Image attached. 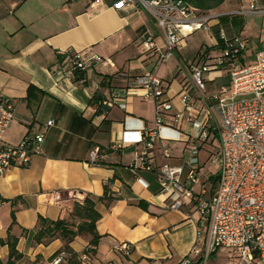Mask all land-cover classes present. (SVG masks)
I'll return each mask as SVG.
<instances>
[{"label":"crops","instance_id":"1","mask_svg":"<svg viewBox=\"0 0 264 264\" xmlns=\"http://www.w3.org/2000/svg\"><path fill=\"white\" fill-rule=\"evenodd\" d=\"M116 1L0 0V96L14 109L3 142L17 146L27 135H44L41 153L29 166L11 168L0 177L1 264L9 258L8 241H15L20 255L14 264H50L64 243L58 237L35 243L38 217L67 220L74 203L86 196L100 214L96 232L101 236L87 264H180L195 243L198 216L167 208L156 173L137 164L141 146L114 147L120 144L123 130L149 127L155 118L154 104L138 101L140 92L129 90L128 84L155 71L168 81V98L174 109H180V86L174 74L188 60L181 46L155 68L141 47L149 33L160 38L154 22L135 5L113 8ZM182 1L197 14L213 17L209 22V31L215 33L213 47L219 43L215 36L219 28L232 39L239 34L248 37L247 17H261L264 23V14L248 13V0ZM259 8L264 11V0ZM258 39L264 44V28ZM68 49L92 52L110 64L87 71L83 82L55 79L52 73ZM108 99H115L116 105L101 104ZM48 121L53 122L49 128ZM95 149L97 157L92 160ZM182 150V144L175 145L170 165L183 164ZM152 156L154 167L164 163L157 149ZM203 176L202 187L209 191L210 177L205 185ZM105 189L113 199L108 204L99 200ZM54 193H59L55 201ZM90 240L79 236L69 246L81 255ZM121 244L131 247L127 256L118 250ZM227 255L228 264H246Z\"/></svg>","mask_w":264,"mask_h":264},{"label":"built area","instance_id":"2","mask_svg":"<svg viewBox=\"0 0 264 264\" xmlns=\"http://www.w3.org/2000/svg\"><path fill=\"white\" fill-rule=\"evenodd\" d=\"M248 1V13L264 14L259 8L261 0ZM127 5L140 6L154 20L160 38L149 33L141 47L155 68L171 59L189 35L211 28L213 17L197 14L182 0H117L112 6L123 9ZM217 38L215 50L202 48L192 61L178 67L180 109H174L167 84L155 71L128 84L129 90L140 92L143 101L154 104L155 118L149 127L143 124L123 130L120 144L114 147L141 146L136 152L137 164L156 173L167 208L198 216L195 243L180 264H194L197 259L205 264L220 249L246 264H264V49L255 54L253 62L242 65L248 39H227L222 30ZM101 64L110 61L92 52L68 49L61 53L52 75L58 80L83 82L82 76ZM222 79L224 84L211 92L207 89L208 84ZM101 104L111 108L116 101ZM13 112V106L0 96V177L11 168L29 166L41 153L44 141V135L37 134L27 135L17 146L5 144L3 136ZM52 125V121L46 123L48 128ZM214 143L218 151L209 154L206 162L217 167L218 182L210 192L202 187L205 168L201 153ZM177 144L183 145V164L172 166L168 161ZM155 149L164 161L159 167L153 164ZM97 152L92 151V160ZM53 196L54 201L59 199V193ZM118 250L125 256L130 253L127 244L119 245ZM62 260L61 254L52 264Z\"/></svg>","mask_w":264,"mask_h":264},{"label":"trees","instance_id":"3","mask_svg":"<svg viewBox=\"0 0 264 264\" xmlns=\"http://www.w3.org/2000/svg\"><path fill=\"white\" fill-rule=\"evenodd\" d=\"M202 48H204V46H202L201 49ZM215 49L216 46L207 50L212 51ZM242 65H244L243 59ZM209 180L211 181L213 186L212 189L214 190L218 182V175L215 174L211 176ZM210 191L212 192L211 189ZM99 200L106 201L108 204L112 202L113 199L107 197V190L105 189L103 197ZM138 206L144 210L147 209L146 205L143 203H139ZM75 219L79 221L74 222ZM99 219L100 214L95 210V203L93 199L89 196H86L80 203H74L73 210L67 220L58 219L56 221H50L39 216L37 219L38 229L35 233L34 241L37 244H42L58 237L63 241L64 244L63 247L54 255L55 257L64 253L66 255L64 258V264H86L82 261V256H94L101 238V236H99L96 232V223L99 221ZM79 236L91 237L88 246L81 253V255L75 253L69 246V244ZM7 244L9 247V258L6 264H14V261L19 259L20 255L16 251L15 241H8Z\"/></svg>","mask_w":264,"mask_h":264},{"label":"rangeland","instance_id":"4","mask_svg":"<svg viewBox=\"0 0 264 264\" xmlns=\"http://www.w3.org/2000/svg\"><path fill=\"white\" fill-rule=\"evenodd\" d=\"M139 7L141 10H144L143 8H141L140 6H137ZM146 11V10H144ZM147 12V11H146ZM148 13V12H147ZM149 15V14H148ZM209 16V15H208ZM150 17V15H149ZM150 19L154 22V20L150 17ZM247 21H248V24H250V26H248V28L246 29L247 33L249 35H247L248 37L245 36V34H239V35H236L235 37L239 36L241 38H248L249 40V45H248V48L245 50V53H244V60H243V63L244 64H250L251 62H253L254 60V57H255V54L264 49V44H258V37H259V30L261 28H264V23L262 21V18L261 17H258V16H251V17H247ZM154 26H155V23H154ZM156 29V28H155ZM218 29V28H217ZM216 29V30H217ZM157 31V30H156ZM221 31L220 28L217 30V32ZM215 32V31H214ZM212 34H215L213 32H206V31H197L191 35H189L184 41H183V44L181 45L182 46V54L183 56L188 60V61H192V59L194 58L195 54L197 53V51L199 50L200 46L203 44L204 46V49H210L211 47V44H212V38H213V35ZM156 39L157 36L155 34H153ZM217 36V34L215 35ZM217 39L215 38V41ZM180 46V47H181ZM175 54V53H174ZM164 67V66H163ZM178 73V69L176 70V73L174 74V79L175 81L179 82L181 80V75H178L176 76ZM161 76V75H160ZM160 78V77H159ZM161 79L165 84H167L168 81H165V77H162L161 76ZM222 81V80H221ZM220 80H216L214 81L212 84H209L207 85V89L211 92V90H214L218 85H220L222 82ZM137 100L138 101H141V98L140 97H137ZM154 114V112H153ZM153 119H154V116H153ZM46 126V125H45ZM214 145V146H213ZM213 145H211V147L207 149H204V151L201 153V161H202V165H203V168H205V177H206V180L204 182L205 185H207V175L209 177L215 175L217 173V167L216 166H210L208 162H206L209 154L213 153V155H216L217 151H218V146L216 143H214ZM204 176H202L203 178ZM209 179V178H208ZM209 183V182H208ZM203 184V185H204ZM212 185V183H211ZM209 187V186H207ZM213 186L209 189H211L213 191ZM210 191V190H209ZM211 192V191H210ZM3 203V202H2ZM79 220H74V222H78ZM88 246V245H87ZM86 246V247H87ZM85 247V248H86ZM129 247V252H131V247L128 245ZM85 250V249H84ZM83 250V251H84ZM82 251V252H83ZM61 255V254H60ZM63 255V260L64 258L66 257V255L64 253H62ZM85 256V255H83ZM82 256V257H83ZM234 257V256H233ZM56 258V257H55ZM90 255L89 256H86V258L84 260H82L84 263H88L89 259H90ZM235 258V257H234ZM62 260V263L61 264H64V261ZM209 260V261H208ZM206 261L205 264H228V255H227V252L226 250L224 249H220L218 250V252L212 256H210V259H208ZM240 260V259H239ZM54 261V260H53ZM53 261L50 263L52 264ZM241 261V260H240ZM244 263V262H243Z\"/></svg>","mask_w":264,"mask_h":264}]
</instances>
